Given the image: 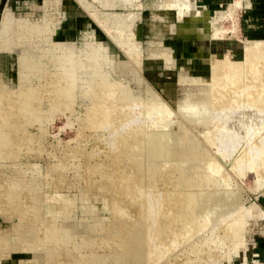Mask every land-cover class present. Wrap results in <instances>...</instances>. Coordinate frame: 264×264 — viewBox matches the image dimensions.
<instances>
[{
	"label": "rangeland",
	"instance_id": "rangeland-1",
	"mask_svg": "<svg viewBox=\"0 0 264 264\" xmlns=\"http://www.w3.org/2000/svg\"><path fill=\"white\" fill-rule=\"evenodd\" d=\"M193 1H195V3ZM193 1L191 0L190 2L191 7L193 8H198V9L208 8L212 16H216L214 11L218 10L217 11L218 13L225 16L222 19V21L217 23L218 26H220L222 29L225 30L223 32L224 35H219V36L226 38L227 42L229 41L230 46H233L234 51L230 50L229 48L230 46H228L229 44L226 46V40L224 41L220 40L215 43L217 45L216 46L217 48H215L217 51L211 50V52L216 54L223 52H230L232 58L240 59L242 58V54H243L244 41L264 40L262 38H249V36H245V32H243V29L247 28V23L245 21L246 20L245 16H243L245 10L244 7L238 9L231 8L229 5L227 6V3L230 2V0H193ZM163 2L164 0H129V1L111 0V4L104 5V3H102L99 0H0V19H2L3 16L5 15L8 18L7 21L4 19L0 20V27H1L0 28V92H1L0 102L2 100L1 107L3 108V109L0 108V115L2 116V118L0 117V128L1 126L3 127V123L7 124L8 120H10L9 123L7 124V127L6 124H4V127L0 129V135H1L0 139L1 137H3L1 139L2 141H0V145H4L0 147V193L4 192L5 188L7 191L6 193L4 192L0 194V200L8 202L7 197L10 198V196L13 195L14 193L20 195L19 204L21 205L19 206L21 208L18 206L19 210L21 211L23 216H26L24 214L29 213L27 214L26 217H29L31 219V220L29 219L28 222L26 221L24 222L23 220L15 221L16 226H13L14 221H12L13 219L8 214V212L7 211L0 212V233H2V231H6L7 229L19 228L20 231L23 230L25 234L16 235V233L14 232L11 235L12 237L15 236L16 238V239L13 238V241H18V242L20 241L21 243L22 239H26L25 237H30L29 239L32 238L33 234L31 232V228H34L35 230L37 229V231L43 230L42 231L43 233H45L46 231L48 232V233L46 232V234L48 235L44 240L45 244L44 243L39 244V246H37L38 247L37 250H36L37 247L35 248V250L34 249L30 250L29 248H27L26 245H25L26 247L24 246V243L19 244L16 250L14 248L12 249L9 247L6 248L7 246L5 248L0 247V264H51V262L52 264H65L66 261H67L66 264H78V263L85 264L81 262L82 261L81 258L82 257L84 258L85 256H86V258H84L85 262L86 260L88 261L89 259L90 261H92V259L94 258L93 262L95 263L97 261L96 263L98 264L99 262L100 264L103 263L105 264V262L106 264H121V262L122 264H128L129 263V260L127 258L128 256L127 257L120 256V253L117 250L118 247L116 246V244L118 245L119 243H122L123 240V238H121L123 236L122 225H124L126 222L127 223L125 225L127 224L131 225L129 232H131L132 230V233H135L134 235L129 233L130 235H132L131 241L132 242L134 241L133 242L134 245L132 243L130 249L133 248L135 249L138 248L139 246V249L142 250V259L144 260H140L139 264L142 263L143 264H243L244 262L245 264H264V217L255 218L252 216L248 218L245 224V232H244V235L246 237L245 246H241L239 248L237 255H233L232 252H230V250L233 249L232 246L229 245L228 243L226 244L221 242L218 243L217 241L218 237L214 236V233L211 231V227H209V225L205 227L199 226L198 228L197 224L195 225L192 224L191 226L189 225L188 227L184 228V226L186 225H183L181 221H180L181 224L179 222L174 223L171 222L170 219H167L168 218L167 217V218H163L162 221L161 220L158 221L156 223L157 229H154L153 225L155 224V222L151 219V217H149L150 216L149 204H148L149 201L153 200V202H156L157 201L156 197L158 196L161 197L165 195V193L172 192L174 190L176 191L177 187H178L177 190H182L184 189V186L180 185L175 187L174 185L176 183L174 181H172L170 184L168 182L164 184L163 181L164 182L166 181L164 180L166 176L163 178L161 176L163 180L162 181L160 179V174H159L161 171L158 169L152 172L153 175L150 174L148 169L145 168L147 167V164L143 161H139L137 162V164H132L131 167L128 166L130 169L127 166H125L123 162L119 161L120 159L118 160L117 158V161H114L116 157L113 156L115 150L112 147L113 146L112 139L116 135L115 134L116 129L121 132V129L123 130L125 126L129 125L131 127L132 126L135 127V123L137 122L139 124L140 121V124L138 125L140 127L139 128L140 133L142 132L141 133L142 135L143 133H146L144 131L148 129V124L150 123L149 122L150 118L148 113L150 108L147 109V107H143V109L145 108L146 111L141 110L142 108L140 109L138 107H132L129 109L127 106L121 104L118 107L119 110L117 112L105 111L108 114H105V112H103L100 115V119L97 121V123H94L93 125L90 124L87 125L86 123L80 126L81 120L83 121V123L85 121V118L86 120H89L87 117V114L89 112L88 113L85 112V110L87 111L85 105H87L88 102H92V101L88 99L86 96H78L74 104L71 105L72 108H70L71 106H68L69 108L66 106L67 107L66 108L63 104L65 101H61L60 104L59 103L60 100H58L57 105L58 106L61 105L60 107L63 108V109L61 108L60 110V107L56 105L55 99L57 101V98L54 96V93L52 94L50 92L49 90L50 88L47 89V87H50L52 83L53 85H55L56 82L54 83V81L57 78L61 80V82L60 80L59 81L57 80L58 81L57 83L59 85L60 84L62 85L64 81L62 79V76H60V74H57V71L58 70L60 71L61 69L60 68L61 66L59 67L58 64H60L64 60L63 56L62 57L60 56L62 55L60 53H63V51L60 50L61 47L59 46H61L62 44L68 45L69 48L67 49L71 52L70 48L73 45V52H74L73 54L75 56L77 54L79 55L74 57L76 60H79L77 61L78 67L80 68L82 67L81 69L85 71H89L93 68H96L97 70H99L100 68V70L102 69L105 71L110 69L116 78L123 79L124 80L123 82L129 84V86L132 87L135 91H140L144 89L146 86H149L156 94V97L158 96L157 98H160L164 102V104L170 107L169 109L170 111H172L171 113L174 112L175 115L174 123L175 124L178 123L176 139H178L177 140L178 152H180L181 151L180 146L182 145V142L186 141L187 137L189 136V133L195 134L193 129L199 126L189 122L184 116H182V114L178 112L177 107L178 105L184 103L187 97H189V99L192 100H197L201 98V95L199 94L198 87L192 85L190 82L187 83L180 81L179 77L181 75L184 76L189 75L192 77L193 76L200 77L203 80L208 81L211 70L210 60L205 59L202 62H195L193 60H188V59L199 56L201 51L204 52L208 51L209 48L207 47L211 41L208 38L209 35L208 33L211 30V24L209 22H204V23L202 22L201 24L199 23L196 25L197 31L190 30L188 33L186 32L184 34H181L177 30V25L178 26L188 25L189 27L191 26L190 29H192L195 26H192L190 23H186V22L183 23L182 21L184 20L178 19L177 15L174 12H165L163 11L164 10L163 8L160 9L161 6L160 4H163ZM86 3L90 4L91 8L88 9L86 7ZM229 13L235 14L234 17H232L233 19L228 18ZM44 27L46 29L48 28L49 29L46 30ZM199 27L204 31V33H206L204 35L205 37H203L202 33L198 31ZM50 30L52 31V33ZM111 30H113L117 34L115 35V33ZM117 30L120 31L121 34ZM45 34H47L46 37H44ZM127 34L129 37L127 36ZM47 37H49L50 41L49 40L47 41ZM117 40L118 41L121 40L122 42H129V43L133 42L134 47L136 49H139V51L135 52L133 56H129L128 53L122 49L119 42L117 43ZM237 40H243V41L240 42ZM48 42L51 44L53 43V45L49 44ZM192 43H196L197 46L193 48L191 47V49L188 48V45H191ZM90 45L92 46L89 47ZM51 47L53 48L52 51H51L52 49ZM183 48L185 49L184 54L183 52H181ZM68 50H66V52H68ZM54 53L57 54L56 55L57 58ZM90 53L91 56H89ZM92 53H94L97 57L95 58V55ZM160 53H163L162 56L166 55V57L168 58L167 62L162 58L161 55H159ZM51 57L53 58L55 57L54 60ZM134 58L136 60H139V63H136V60H133ZM48 59L51 61H49ZM94 60L95 62H93ZM29 61L30 64H28ZM45 62L46 63L49 62V63L45 65L46 64ZM99 65H101L102 67H100ZM27 68H29L30 71H33L30 72L31 75L33 74L30 77V79H29L30 74H28L29 70ZM36 71L38 72V74H36L37 73ZM41 71H43L42 72L43 75H41ZM23 73L26 74V77L22 75ZM48 75H51L52 78L50 76L49 78ZM43 76L46 80L45 79L43 80ZM47 81H49V83ZM93 81L95 80L93 79ZM26 82L27 83L29 82V84H27ZM41 82H43L44 84ZM22 84H24V86H22ZM40 84L41 87H45L48 90V92L46 91L45 88H44L45 90L43 88L41 90V87L39 86ZM53 85L51 86V89ZM32 86L34 90L29 89L32 88ZM30 90L35 95V97L30 92ZM43 90L47 97L44 95ZM11 91L12 94L10 93ZM28 91L30 93H28ZM37 91H39V93ZM18 92H21V95H19L21 98H19ZM8 94H10V96ZM22 94H24V97L27 96L26 97L27 100H25L24 97H22ZM28 94H30L31 96ZM32 96L34 100L33 98L29 99ZM45 97L48 99H46ZM22 98L26 102H32L38 100L37 101L38 109L35 110L28 109L29 107H27L24 103H22L25 102L22 100ZM51 100L52 102L54 101L55 103H53V107L48 108L47 107L48 103ZM18 101H21L22 104L21 107H20L21 104L20 102L18 104ZM3 102L5 103V105ZM10 102L13 103L11 104ZM41 105L42 107L40 108ZM3 106L5 107L8 106V107L5 108ZM10 107L12 109H10ZM26 108L28 110H26ZM39 108L42 111L44 110L45 111L42 112ZM51 108L53 110H51ZM48 110L51 111L49 112ZM120 110H122L121 111L122 113L120 112ZM127 110L131 111L133 115L131 112H130L131 114H129L128 113L129 111ZM17 111L20 113H18ZM35 112H39V113H35ZM27 113L28 115L31 114L29 116V119ZM109 113L112 116H110ZM140 113L141 114L143 113V115L139 116ZM9 114L11 116H9ZM38 114L40 115L39 117ZM25 115L27 118L26 117L24 118ZM105 116L106 119L111 118V121L113 123L111 121L110 123L105 122ZM5 117L7 118V120ZM12 117L15 120H13ZM30 117L31 118L33 117V119H31ZM78 117L80 118L78 119ZM113 117L114 120H112ZM121 117L123 118L125 117V118L120 119ZM138 117H140V119ZM34 119L36 120L34 121ZM38 119L41 120L39 121ZM50 119H52V121L47 122ZM119 119L122 121H120ZM3 120L6 121L4 122ZM25 120L26 121L28 120V122H26ZM124 120H126V122H124ZM1 121L3 123H1ZM39 122H42V124ZM101 122L104 123V125ZM128 122L129 124H126ZM40 124L43 126H41ZM99 125H101L100 128ZM113 126L116 127V129L113 128ZM101 127H103L104 129ZM143 127H145L146 130ZM3 131L6 133H3ZM40 131L43 134H41ZM2 133L6 136L2 135ZM35 134L36 136H34ZM4 137H6L5 138L6 142H4L3 140ZM36 137L38 138V140L39 139L40 140L39 141L36 140L37 139ZM203 146L205 147L204 144ZM68 150L69 151L71 150V152H68ZM63 153L67 155L68 158ZM72 153L74 155H72ZM69 154L72 155L71 156L72 158H70ZM118 162L120 164H118ZM218 162L220 164H223L221 165V167L224 168L221 169V171H219L220 174L219 176L217 175L218 176L217 179L221 180L224 178L223 181L227 182L228 184L231 183L230 185L233 188L239 185V187L242 190V196L245 198L244 202L246 207H249L250 205H252L250 203L254 202L258 207L264 209V187L255 189L254 191H256V194L254 191L252 192V190L250 189V185L254 182L253 180H255L254 176L252 175L253 173H249V174L244 173L242 176L238 177L237 175H235V172H232L231 164L230 166L226 165L225 161L223 162V160H218ZM138 163H139V169H138L139 171L136 170L138 173L135 171V168L133 172L132 170L133 167L135 165L137 166ZM61 165L63 168L61 167ZM94 166L95 168H93ZM124 166L127 167L128 171H125L126 169H124L125 168ZM88 168L91 169L90 170L91 172L89 171ZM108 168L110 169V171H108ZM94 169L97 170L94 171ZM118 169H120L122 172L124 171V173L119 172L120 170ZM56 171L58 172V174ZM169 171L171 172L172 170L168 169V173L170 174ZM132 172L134 174H132ZM135 172L137 173V175L135 174ZM225 172L226 173L228 172L229 175L228 178L226 177L227 179L222 176L225 174ZM60 173L62 176L60 175ZM84 173L85 174L87 173V175L85 176ZM88 173H92V174L88 175ZM156 174L157 177L154 176ZM172 174L170 175V177L172 176L171 179H174L176 173H172ZM6 177L8 178V180H12V182H14L13 185H11L12 182L8 181ZM13 177L16 178L15 180L19 179L21 185L20 188L18 185L19 183L17 184L18 180L13 181ZM28 177L29 179H27ZM30 177H32L31 179L33 181L30 179ZM219 177L220 178L223 177V178L219 179ZM98 180L101 182L98 183ZM28 181H30L32 185L36 186V187L33 186L34 191L31 190L32 189L31 188L32 185H30L31 183L29 184L30 186L27 184L29 183ZM23 183L26 184L24 185ZM111 183L114 184V185L112 184L113 186L112 188H110ZM172 183L175 184L172 185ZM2 184H5V186L3 185V187H1ZM7 184L8 186L6 187ZM150 185H152L153 187ZM9 186H11L12 189ZM17 186L18 188H16ZM104 186H108V187H106L105 189ZM121 186L125 188L121 189L122 188ZM126 186L128 187L127 189ZM88 187L90 190H88ZM179 187L181 188L179 189ZM10 190L12 192H10ZM36 190L38 192V195H36L37 194V192H35ZM116 191L120 192V195L118 197V201H120L119 213L118 212L116 213L114 211L115 209H112L113 205H111L113 201L112 199L116 196ZM9 193L11 194L7 195ZM28 193H30L29 194L30 196L28 195ZM60 194H62V196H60ZM94 194L95 196H92ZM99 195L101 197L103 196L105 200L107 196H109L108 197L109 204L108 203L106 204L107 206L108 205L112 206V208H109V206L107 207L106 204H104L103 202L105 200L104 199L102 200V198ZM112 195H114V197ZM32 196L34 198H30ZM36 197H38V199ZM67 197L69 198L66 200ZM29 198L34 199L31 201H34L35 205L34 202H29L30 201L28 200ZM49 198L51 201L49 200ZM80 198H84V199H80ZM151 198L153 199L151 200ZM41 200L43 201L48 200V201L42 203L43 201ZM85 200L87 201L85 202ZM145 200L148 202H146ZM64 201L65 202L69 201L70 210L67 211V209L66 210L63 209ZM36 203L37 205L39 204L41 205L43 204V205L37 206ZM83 204H86L89 207L94 206L93 207L95 209L94 214L97 217H99L100 220L99 221L94 220V218H92L91 213L87 212L84 209V207L82 206ZM35 206L36 209H34ZM40 206L41 208H39ZM33 209L38 211L42 209L41 211L43 212L41 211L34 212ZM50 210L51 211L54 210L55 212L52 214ZM48 211L51 213H49ZM59 211L62 212L63 214L60 213ZM115 213L119 217L118 216L116 217ZM38 214L39 216L41 215L40 218H38L39 217ZM51 215H56L57 217L62 218V220L50 221ZM48 216L50 219L48 218ZM36 218H38V220ZM47 218L49 220H47ZM40 220L41 221L43 220V222H41ZM44 221L47 222V226ZM48 223L51 224L48 225ZM54 224L56 227L54 226ZM70 224L79 225L78 230L81 233L72 234L70 232L71 235L68 234L69 236L67 235L68 237L67 236L65 237L66 240L64 238L62 239L65 240L64 242L61 240V237L59 236V233L61 232V230L59 229L64 228L62 227L63 225L64 226L67 225L68 227H70L71 226ZM85 225L86 228L84 227ZM101 225H103V228L101 227ZM44 226L47 229H50V233L51 230L54 229V227L55 230H57V231L52 230L54 232L51 234L52 236L53 235L55 236L53 237L54 238L53 240L51 234H49V230L43 228ZM170 226L171 228L173 227L172 231ZM151 229H154V234L156 233L155 236L153 235L154 237L150 235ZM174 230L177 231L178 234ZM18 235H20L21 237L20 236L17 237ZM48 237L49 239L51 238V241L47 239ZM80 238L84 239V240L81 239L82 242L84 243L78 240ZM136 239H137V244L135 243ZM207 239H209V241H207ZM112 240H115V244L113 245L111 244ZM52 241H54V243ZM66 241H68L67 244ZM73 241H75L77 245L75 243H71ZM92 241L94 243H92ZM99 241L100 242L103 241L101 242L102 244ZM106 241L109 242L107 243ZM49 242L53 244L51 245ZM79 242L82 244H80ZM63 243L65 244L63 245ZM112 243H114V241ZM54 244H56V247H54L55 246ZM78 244L83 245V247L85 246L86 247L83 248L82 246H80L81 248H79ZM92 245L93 246L96 245V246L92 248ZM57 247L59 251L55 250L57 249ZM61 247L63 251H61L62 250L60 249ZM74 247H76L77 250H75L76 248ZM46 248L54 251L53 252L54 258H52L53 260L47 259L45 257V251L47 252ZM69 248L70 250L74 249V251L72 250L70 251ZM77 251L80 254H83V256L78 254ZM116 251L119 253V256H117L118 253ZM75 252L77 254H75ZM229 252L231 253V255H229L230 254ZM58 253H61L62 255L61 254L58 255ZM95 255H98V257H95ZM102 255L105 256L103 259H102ZM112 255L114 257H112ZM228 255L231 256L230 259L228 258L229 257ZM67 256L69 258L71 257L72 258L69 259ZM76 256H80V257L78 258ZM116 257L117 258L119 257L120 259L119 258L116 259ZM96 258H98V260L100 261H98ZM110 258L113 259V261ZM124 260L126 261L128 260L127 261L128 263H126V261ZM114 261L116 262L113 263Z\"/></svg>",
	"mask_w": 264,
	"mask_h": 264
},
{
	"label": "bare ground",
	"instance_id": "bare-ground-1",
	"mask_svg": "<svg viewBox=\"0 0 264 264\" xmlns=\"http://www.w3.org/2000/svg\"><path fill=\"white\" fill-rule=\"evenodd\" d=\"M99 1L104 3V5L111 4V0H99ZM120 1H127V0H120ZM138 5H139V3H138ZM160 5L162 6V7L160 6V9L163 8L164 9L163 11H165V12H174L177 15L178 19H183L184 20V21H182L183 23L186 22V23H190L192 26H195L192 29H190L191 26L189 27L188 25L187 26H182V25L178 26L177 25V30L181 34H184L186 32L188 33L190 30L191 31H193V30L197 31V28H196L197 24H199V23L201 24L202 22L203 23L204 22H209L211 24V30L208 33L209 35L207 34L209 39L222 38V36H219V35H224L223 32L225 30L222 29L220 26H218L217 23L222 21V19L225 16L220 14V13H218V12L215 13L216 16H212L207 9H198V8L191 7V4H190L189 0H164L163 4H160ZM228 5L231 8H236V9L241 8V7H247V6H250V0H230ZM90 6H91L90 4L86 3V7L88 9L91 8ZM234 15L235 14L229 13L228 18L233 19L232 17H234ZM2 19L7 21L8 18L5 15V16H3ZM2 19H0V20H2ZM119 24H117V25H119ZM114 26H116V25H114ZM46 27H48V26H46ZM45 29H44V31H45ZM48 29H46V30H48ZM115 29H118V28H115ZM111 31H113V30H111ZM198 31L202 33L203 37H205L204 35L206 33H204V31L202 29H200V27H199ZM118 32H120V31H118ZM45 33H46V31H45ZM51 33H52V31H51ZM47 34H48V31H47ZM47 34H45L44 37H46ZM116 34L117 33H115V35ZM120 34H121V32H120ZM127 36H128V34H127ZM115 38H116V36H115ZM48 40H49V37H47V41ZM118 42L121 45L122 49L125 50L128 53L129 56H133V54L135 52L139 51V49H136L134 47L133 42L129 43V42H122L121 40H119V41L117 40V43ZM49 44H51V43H49ZM51 45H53V43ZM91 46L92 45H90L89 47H91ZM45 47H47V46H45ZM49 47H50V45H49ZM59 47H61L60 50L63 51V53H60L62 55H60V54L59 55L61 57L63 56L64 60L60 64H58L59 67L61 66L60 67L61 69H60V71L59 70L57 71V74H60V76H62V79L64 81L62 80L63 81L62 85L61 84L59 85L57 82L60 79L57 78L55 81L53 80L54 83L56 82L55 85H53V83L51 82L52 85H53L52 89H51V86H52L51 84H49L51 86L47 87V89L50 88L49 89L50 92L52 94L54 93V96L57 98V101L55 99L56 105L58 103V100H60V102H59L60 104H61V101H65L64 103L62 102L65 107L66 106L67 107L71 106L72 104H74V102L76 101L78 96H86L88 99H90L92 101V102H88L87 105H85V107L87 108V111L85 110V112H87V113L89 112L87 114V117H88L89 120H86V118L84 117L85 121L83 123V121L81 120L80 126H82V125H84L86 123H87V125L88 124L93 125L94 123H97V121L100 119V115L103 112H105V111H107V112L116 111L117 112L119 110L118 107L121 104L127 106L129 109L132 108V107H138L140 109L142 108L141 110H145V108L143 109V107H147V109L150 108L149 111L147 110L148 113H149V118H150V121H149L150 123L148 124V129L146 130V128L143 127V128H145L146 131H144V132H146V133H143V135L141 134L142 132L140 133V129H139L140 127L138 126L140 124V121H139V124L136 122L137 126H136V123H135V127H133V126L131 127L129 125L125 126L123 124L125 127L123 128V130L121 129V132L118 131L116 129V127L113 126V128L116 129V133H115L116 135L112 139L113 140V142H112L113 146L112 147L115 150V152L113 151L114 152L113 156L116 157V159L114 161H117V158H118V160L120 159L119 161L123 162L124 165L127 166V167L128 166L131 167L132 164H137V162L143 161V162H145L147 164V167H145V168L148 169L150 174H152V172L154 170L158 169V170L161 171L159 173L161 180H162L163 177H165V176L167 177V178L165 177V179H164V180H166L165 182L162 180L164 184L166 182H168L170 184L172 181H174L176 184L174 183L175 184L174 185L172 183V185H174L175 187L176 186H180V185L184 186V189H182V190H177V188H178L177 187L176 191L174 190L172 192L165 193V195H163L161 197H159V196L156 197V199H157L156 202H153V200H152L153 198H151L152 201H149V203H148L149 204V211H150V216L149 217H151V219L155 222L154 225L152 224L154 226V229H157L156 228V223L158 221H160V220L162 221L163 218H167V217H168L167 219H170L171 222H174V223H178L179 222L180 224L182 222L183 225H186V226H184V228L188 227L189 225L191 226L192 224L193 225L197 224L198 228H199V226L200 227L201 226L205 227V226L209 225V227H211V231L214 233V236L218 237V239H217L218 243H220V242L224 243V244L228 243L229 245L232 246V249H233V250H230V252H232L233 255H237L239 248L241 246H245L246 237L244 235V232H245V224H246L248 218H250L252 216L255 217V218L264 217V209L258 207L254 202H251L250 204H252V205H250L249 207L245 206V202H244L245 198L242 196V190L239 187V185L237 187L233 188L230 185L231 183L228 184L227 182L223 181V179H224L223 177H225V178L229 177L228 172L227 173L225 172V174L223 173L224 175H222L223 177H221L223 179H221L220 177H219V179H221V180L217 179V177L220 174L219 171H221V169L224 168V167H221V165H223V164H220L218 162V160H223V162L225 161V164L229 165V166L231 164L232 172H235V175H237L238 177L242 176L244 173L245 174L253 173L252 175L254 176L255 180H253L254 182L250 185V189L252 190V192L255 189H257V188L264 187V40H252V41L248 40V41H244L243 42V54H242V58H240V59L232 58L231 55H230V52H223V53L216 54V53H213V52H211L209 50L205 51V52L201 51L199 56L188 59V60H193L195 62H202L205 59H208V60H210L211 70H210V74H209L210 77H209L208 81H205V80H203L200 77H194V76L192 77V76H189V75H186V76L181 75L179 77L180 81L187 82V83L190 82L192 85L198 87L199 88V94L201 95V98L197 99V100H192V99H189V97H187L185 99L184 103L178 105V107H177L178 108V112L181 113L182 116H184L189 122L199 126V127L193 129L195 134L194 133H189V136L187 137L186 141L182 142V145L180 146L181 147V151L180 152H178V141H177L178 139H176L178 123L177 124L174 123L175 122V120H174L175 119L174 112L171 113L172 111H170V109H169L170 107H168L166 104H164V102L160 98H157L158 96L156 97V94L154 93V91L149 86H146L144 89H142L140 91H135L132 87L129 86V84L123 82L124 81L123 79L116 78L113 75V73L111 72L110 69L105 71V70H102V69L100 70V68H99V70H97L96 68L92 67L93 69H91L89 71H85V70L81 69L82 67L81 68L78 67V62L77 61H79V60H76L75 57L79 56V55L77 54L75 56L73 54L74 53L73 52V45L70 48L71 52L67 49V48H69L68 45L62 44ZM40 49H41V47H40ZM52 50H53V48L51 49V51ZM66 50H68V52H66ZM88 50H89V48H88ZM54 54H55V56L57 55L56 53H54ZM92 54H94V53H92ZM50 55H49V57H50ZM159 55L162 56L163 53H160ZM89 56H91V53H90ZM161 56H159V57H161ZM96 57L97 56L95 55V58ZM51 58H53V57H51ZM54 58H53V60H54ZM56 58H57V56H56ZM162 58L166 62L168 61V58L166 57V55L162 56ZM59 60H61V59H59ZM133 60H136V59L134 58ZM49 61H51V60H49ZM88 61H89V59H88ZM85 62H86V60H85ZM93 62H95V60ZM48 63L49 62H47L45 65H47ZM136 63H139V60H136ZM28 64H30V61H29ZM51 65H50V67H51ZM99 66L102 67L101 65H99ZM27 69L29 70V68H27ZM89 69H90V67H89ZM43 71H41V75H43V73H42ZM25 72H28V71H25ZM30 72H33V71L29 70V72H28V74H30L29 79L33 75V74L31 75ZM45 73H44V75H45ZM36 74H38V72ZM39 74H40V72H39ZM57 74H56V76H57ZM22 75L26 77V74L23 73ZM51 75H48V77L49 76L51 77ZM44 79L45 78L43 76V80ZM93 79L95 81H93ZM40 80H42V79H40ZM49 81H52V80H49ZM49 81H47V82L49 83ZM60 82H61V80H60ZM41 83H43V82H41ZM27 84H29V82ZM22 86H24V84H22ZM39 86L41 87V84ZM42 88L44 89L45 87H41V90H42ZM29 89H33V86H32V88H29ZM47 89H46V91L48 92ZM9 90H11V89H9ZM23 90H25V89H23ZM44 90H43V93H44ZM30 92H31V90H30ZM30 92L28 91V93H30ZM35 92H36V90H35ZM37 92L39 93V91H37ZM4 93H5V91H4ZM10 93L12 94V91ZM8 95L10 96V94H8ZM19 95H21V92H18V96ZM25 95H27V94H25ZM28 95H30V94H28ZM44 95L46 96L45 93H44ZM48 95H49V93H48ZM33 96L35 97L34 94H33ZM33 96L30 97L29 99L33 98ZM2 97H1V99H2ZM11 97H13V96H11ZM11 97H10V99H11ZM22 97H24V94H22ZM26 97H24L25 100H27ZM19 98H21V97L19 96ZM42 99H44V98H42ZM46 99H48V98H46ZM49 99H50V96H49ZM22 100H23V98H22ZM25 100H23V101H25ZM33 100H34V98H33ZM38 100H39V97H38ZM35 101H32V102H26L25 101V102H22V103H24L27 107H29L28 109H30V110L34 109L35 110V109H38L37 108L38 107L37 101L36 102ZM19 102L21 104V101H18V104H19ZM55 102L54 101L52 102V100L49 101L47 107L48 108L49 107H53V103H55ZM1 103H2V100L0 102V108H2L1 107ZM40 103H41V101H40ZM63 104H62V106H63ZM4 105H5V103H4ZM12 106H14V105H12ZM21 106H22V104L20 105V107ZM60 106H58V107H60ZM3 107H5V106H3ZM6 107H8V106H6ZM41 107H42V105L40 106V108ZM17 108H18V106H17ZM61 108L62 107H60V110H61ZM70 108H72V106ZM10 109H12V108L10 107ZM28 109L26 108V110H28ZM51 110H53V109L51 108ZM29 111H28V113H29ZM44 111H42V112H44ZM64 111H65V109H64ZM121 111L122 110H120V112ZM127 111H129V110H127ZM5 112H7V111H5ZM12 112H13V110H12ZM130 112L131 111H129L128 113L131 114L132 112L131 113ZM18 113H20V112H18ZM28 113H27V115H28ZM35 113H39V112H35ZM73 113H74V111H73ZM10 114H9V116H11ZM105 114H108V113L105 112ZM5 115H7V114H5ZM17 115H19V114H17ZM30 115L31 114L28 115V119H29ZM109 115H110V113H109ZM132 115H133V113H132ZM142 115H143V113L142 114L140 113L139 116H142ZM19 116H21V115H19ZM39 116L40 115L38 114V117ZM110 116H112V115H110ZM122 116H123V114H122ZM0 117L2 118L1 115H0ZM25 117H26V115L24 116V118ZM80 117H82V116H80ZM80 117H78V119ZM115 117H116V115H115ZM22 118H23V115H22ZM50 118H52V117H50ZM122 118L123 117H121L120 119H122ZM138 118L140 119V117H138ZM143 118H144V116H143ZM12 119H13V117H12ZM31 119H33V117ZM6 120H7V118H6ZM6 120H3V121L5 122ZM13 120H15V119H13ZM35 120L36 119H34V121ZM112 120H114V117H113ZM9 121L10 120H8V123H9ZM50 121H52V119L48 120L47 122H50ZM110 121H111V118L110 119H106V116H105V122H107V123L109 122L110 123ZM120 121H122V120H120ZM26 122H28V120ZM124 122H126V120H124ZM145 122H147V121H145ZM1 123H3V122L1 121ZM37 123H38V121H37ZM39 123L42 124V122H39ZM78 123H76V124H78ZM4 124H6V123H3V127H4ZM7 124H6V127H7ZM102 124L104 125V123H102ZM126 124H129V122L126 123ZM41 126H43V125H41ZM100 126L101 125H99V128H100ZM146 126H147V124H146ZM3 127L1 126V128H3ZM37 127H38V124H37ZM101 128H103V127H101ZM105 128H107V127H105ZM120 128H121V126H120ZM3 133H6V132L3 131ZM3 133H2V135H4ZM41 134H43V133L41 132ZM41 134H39V135H41ZM4 136H6V135H4ZM34 136H36V134ZM2 138L3 137H1V139ZM5 138L6 137H4V139H3L4 142H6ZM42 138H43V135H42ZM1 139H0V141H2ZM36 140H38V138ZM203 144L205 145V147L203 146ZM1 146H4V145H0V147ZM29 149H30V146H29ZM68 152H71V150L70 151L68 150ZM70 154H69V156H70V158H72L71 156L74 155V154L73 153H72V155H70ZM86 155H87V153H86ZM65 156L67 157V155H65ZM67 158H65V159H67ZM143 162H141V163H143ZM118 164H120V163L118 162ZM78 165H80V164H78ZM140 165H143V164H140ZM59 166H60V164H59ZM61 167H62V165H61ZM85 167H86V164H85ZM97 167H99V166H97ZM127 167L124 168V169H126L125 171H128ZM93 168H95V166ZM134 168H135V171L138 170L139 169V163H138L137 166L135 165L133 167V169H132L133 172H134ZM168 169L172 170L171 172L169 171L170 174L168 173ZM90 170L91 169H89V171ZM95 170H97V169H94V171ZM118 170H120V169H118ZM175 170H176V172H175ZM105 171H107V170H105ZM108 171H110L109 168H108ZM119 172H122V171L120 170ZM133 172H132V174H134ZM136 172H135V174L137 175L138 172L137 173ZM99 173H100V171H99ZM106 173H108V172H106ZM122 173H124V171ZM172 173H176L175 178L173 177L175 180L171 179L172 176L170 177V175ZM57 174H58V172H57ZM90 174H92V173H88V175H90ZM60 175H61V173H60ZM86 175H87V173L85 174V176ZM102 176H103V174H102ZM154 176L157 177V174L154 175ZM154 176H153V178H154ZM161 176H162V178H161ZM109 177H111V176H109ZM249 177H250V175H249ZM31 178L32 177H30V179ZM82 178H84V177H82ZM98 178H99V175H98ZM9 179H11V178H9ZM15 179L16 178L13 177V181ZM27 179H29V177ZM7 180H8V178H7ZM17 180H15V181H17V184L19 183L18 185H19V188H20V186H21L20 185V181H19V179H17ZM124 180H127V179H124ZM8 181L12 182V180H8ZM30 181H28L29 182V183H27L28 185L31 183ZM96 181H97V179H96ZM115 181H117V180H115ZM34 182H35V180H34ZM99 182H101V181L98 180V183ZM13 183L14 182H12L11 185H13ZM23 184L25 185L26 183H23ZM37 184H38V182H37ZM112 184L113 183H111L110 188L113 187ZM3 185L5 186V184H2L1 187H3ZM30 185H32V183ZM104 185H107V184H104ZM7 186H8V184L6 185V187ZM15 186H16V183H15ZM33 186L34 185H32V187H31L32 189L31 190L34 191ZM85 186H86V184H85ZM150 186H152V185H150ZM9 187L11 188V186H9ZM34 187H36V186H34ZM104 187L106 189V187H108V186H104ZM121 187H122L121 189L125 188V187L123 188V186H121ZM16 188H18V186ZM16 188H14V189H16ZM86 188H87V186H86ZM101 188H102V186H101ZM127 188L128 187L126 186V189ZM180 188L181 187H179V189ZM113 189H115V188H113ZM88 190H90L89 187H88ZM21 191H22V189H21ZM119 191H121V190H119ZM4 192L5 193L7 192L6 188H5ZM4 192H2V193H4ZM10 192H12V191L10 190ZM35 192H37V190ZM254 192L256 194V191H254ZM2 193H0V194H2ZM18 193H19V191H18ZM31 193H32V191H31ZM10 194L11 193H9L7 195H10ZM29 194L30 193H28V195ZM95 194L92 195V196H95ZM102 194H100V195H102ZM36 195H38V192H37ZM106 195H107V193H106ZM114 195H112V196L114 197ZM119 195H120V192L116 191V196L112 199L113 201H112V204H111V205H113V208H112V206L108 205L109 208L115 209L114 211L116 213L117 212L119 213V205H120L119 204L120 201H118ZM19 196L20 195L14 193L13 195L10 196V198L7 197L8 198L7 199L8 202L0 200V212H5V211L8 212V214L13 219L12 221H14L13 226H16V222L15 221L23 220L24 222L25 221L28 222L29 219H30L29 217H26L27 214H29V213L24 214L26 216H23L21 211L19 210V207H20L19 205H21V204H19ZM33 196L30 197V198H34ZM60 196H62V194H60ZM108 197L109 196H107V198L105 197L106 200L103 198V196L101 197L102 200L103 199L105 200V201H103L104 204L108 203V200H109ZM30 198L28 199V200H30L29 202H34V201H31V200H34V199H30ZM36 198L38 199V197H36ZM68 198L69 197H67L66 200ZM111 198H110V200H111ZM143 198H144V196H143ZM80 199H84V198H80ZM39 200H38V202H39ZM49 200H50V198H49ZM41 201H43V200H41ZM45 201H43L42 203H45ZM86 201L87 200H85V202ZM29 202H28V204H29ZM53 202H54V200H53ZM146 202H148V201H146ZM86 204L82 205L84 207V209L87 212L91 213L92 218H94V220L99 221L100 218L97 217L94 214V210H95L93 208L94 206L93 207H89ZM34 205H35V202H34ZM36 205H37V203H36ZM39 205H41V204H39ZM39 205H37V206H39ZM41 206L39 208H41ZM106 206H107V204H106ZM29 208H31V207H29ZM47 208H49V207H47ZM34 209H36V206L34 207ZM63 209H65V210L67 209V211L70 210L69 201H66V202L64 201ZM41 210L42 209H40L39 211H41ZM35 211L39 212L38 210H34V212ZM60 211H61V209H60ZM29 212H31V211H29ZM41 212H43V211H41ZM51 212L53 214L55 211L53 210ZM51 212H49V213H51ZM60 213H62V212H60ZM56 215H51L50 216L51 217L50 221L62 220V218H59ZM38 216H39V214H38ZM117 216L118 215L116 214V217ZM30 217H32V216H30ZM40 217H41V215L38 218H40ZM45 217H43V218H45ZM38 218H36V219L38 220ZM48 218H49V216H48ZM48 218H47V220L50 219V218L49 219ZM34 219H35V217H34ZM41 222H43V220ZM45 223H46V226H47V222H45ZM53 223H55V222H53ZM49 224H51V223H48V225ZM63 224H64V222H63ZM125 224L122 225L123 226L122 227L123 236L121 238H123V240L121 239L122 243H119L118 245L116 244V246L118 247L117 250L120 253V256H122V257H127L128 256L127 258L129 260V263L127 262L128 260L127 261L124 260V261H126V263H128V264H139L140 260H144V259H142V250L139 249L138 245H137L138 248L130 249V247H131V245H132V243L134 241L133 242L131 241V236L132 235H130L129 233H131L133 235L135 233H132V230H131V232H129L130 231V226H131L130 224H127V225H125ZM159 224H161V223H159ZM54 226H55V224H54ZM157 226H158V224H157ZM167 226H168V224H167ZM55 227L52 230H55ZM62 227H64V228H62L63 230L59 229V230H61V232L59 233V236L61 237V240L63 238L65 239V237L68 234L71 235V233L72 234L81 233L78 230L79 229V225H77V224H73L70 227H68L67 225L66 226L63 225ZM84 227L86 228V225ZM101 227L103 228V225H101ZM43 228H45L46 230H49V234L54 232V231L51 230V233H50V229H47L45 226ZM58 228H60V227H58ZM95 228H98V227H95ZM170 228H171V226H170ZM172 228H171V231L173 230ZM15 229H13V228L12 229H7L6 231H2V233H0V247L5 248L7 246L6 248L9 247L11 249L14 248L16 250L18 248L19 244L24 243V246L26 245L27 248H29L30 250L31 249L35 250V248L37 246H39V244H43L44 243V240H45L46 236L48 235V234H46L47 231L45 233H43L42 229H41L42 231H40V230L37 231V229L35 230L34 228H31V232L33 234L32 238L29 239L30 237H25L26 239H22L21 243H20V241L19 242L18 241H13V238H15V236L12 237L11 234L14 233V232L16 233V235L17 234H25V232H23V230L20 231L19 228H15ZM154 229H151V233H150L151 236H153V235L155 236V234H156V233L154 234ZM178 229H179V227H178ZM55 231H57V230H55ZM39 232H41V233H39ZM175 232L177 233V231H175ZM112 234H114V233H112ZM171 235H172V233H171ZM19 236L20 235H18L17 237H19ZM51 236H52V234H51ZM53 237H55V236L54 235L52 236V240L54 239ZM80 237H81V235H80ZM112 238H115V237H112ZM47 239H49V237ZM81 239L82 238H80L78 240H80L82 242V240H84V239H82V240ZM106 239H108V238H106ZM210 239H211V237H210ZM49 240L51 241V238ZM65 240H62V241L65 242ZM88 241H89V239H88ZM93 241H92V243H94ZM109 241H106V242L108 243ZM113 241H114V243H112ZM207 241H209V239H207ZM52 242L54 243V241H52ZM67 242L68 241H66V244H67ZM101 242H103V241H101ZM112 242H111L112 245L115 244V240H112ZM116 242H118V241H116ZM71 243H75V241H73ZM82 243H84V242H82ZM82 243H80V244H82ZM135 243L137 244V239H136ZM64 244L65 243H63V245ZM75 244L77 245V243H75ZM80 244H78L79 248H81L80 246L83 247V245H80ZM153 244H154V242H153ZM54 245H55L54 247H56V244H54ZM59 245H60V242H59ZM85 245H86V243H85ZM133 245H134V243H133ZM61 246H62V243H61ZM72 246H73V244H72ZM89 246H90V244H89ZM95 246L92 245V248L95 247ZM99 246H101V245H99ZM50 247H52V246H50ZM76 247H74V248H76ZM85 247H83V248H85ZM114 248H115V246H114ZM155 248H156V246H155ZM37 249H38V247L36 248V250ZM60 249H62V247ZM46 250H47V252L45 251V257L47 259L54 258V253H53L54 251L49 250L47 248H46ZM55 250H58V247ZM69 250H70V248H69ZM71 250L74 251V249H71ZM75 250H77V248ZM61 251H63V249ZM102 253H104V252H102ZM119 253H118L117 256H119ZM59 254H61V253H58V255ZM75 254H77V253L75 252ZM78 254H80V253L78 252ZM93 254H92V256H93ZM80 255L83 256V254H80ZM84 255H85V253H84ZM149 255H151V254H149ZM229 255H231V253ZM68 256H71V255H68ZM90 256H87V257H90ZM76 257L79 258L80 256H76ZM95 257H98V255H95ZM104 257L105 256L102 255V259ZM112 257H114V256L112 255ZM230 257L231 256H229L228 258L230 259ZM71 258H69V259H71ZM84 258H86V256ZM84 258L83 257L81 258L82 259L81 262L85 263V264H95L97 262V261L95 263L93 262V260H94L93 257H92L93 258L92 261H90V259H89L88 261L86 260V262L84 261ZM118 258L116 257V259H118ZM96 259L98 260V258H96ZM111 260L113 261V259H111ZM114 260H115V258H114ZM98 261H100V260H98ZM101 262H102V260H101ZM115 262L116 261H114L113 263H115ZM66 263H67V261H66ZM51 264H52V262H51ZM96 264H98V263H96ZM99 264H100V262H99ZM105 264H106V262H105ZM121 264H122V262H121ZM243 264H245V262Z\"/></svg>",
	"mask_w": 264,
	"mask_h": 264
},
{
	"label": "crops",
	"instance_id": "crops-1",
	"mask_svg": "<svg viewBox=\"0 0 264 264\" xmlns=\"http://www.w3.org/2000/svg\"><path fill=\"white\" fill-rule=\"evenodd\" d=\"M190 2H191V0H190ZM193 2L195 3V1H193ZM228 3H227V6H228ZM227 6H226V8H227ZM244 8H245V10H244L243 16H245V18H246L245 21L247 23V28L243 29V32H245V36H249V38H262V39H264V0H250V6H247ZM206 9L209 11L208 8H206ZM217 11L218 10H215L214 12L216 13ZM210 14H211V12H210ZM210 40L211 41L207 47V48H209L208 50L209 51H211V50L217 51L215 49V48H217L216 47L217 45L215 43L217 41H220V40L224 41V40H226V38H224V37L213 38ZM237 41L242 42L243 40H237ZM227 45L230 46V43H229V41L227 42V40H226V46ZM195 46H197L196 43H192L191 45H188V48L191 49V47L193 48ZM229 48H230V50L234 51L233 46H230ZM181 52H183V54H184L185 49L183 48Z\"/></svg>",
	"mask_w": 264,
	"mask_h": 264
}]
</instances>
